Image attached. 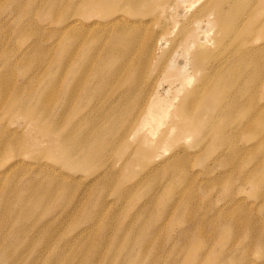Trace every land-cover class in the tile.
Masks as SVG:
<instances>
[{
    "label": "rangeland",
    "instance_id": "obj_1",
    "mask_svg": "<svg viewBox=\"0 0 264 264\" xmlns=\"http://www.w3.org/2000/svg\"><path fill=\"white\" fill-rule=\"evenodd\" d=\"M41 1L49 0H0V132L4 133L3 137L0 133V202L6 201L10 211L8 215L0 208V264H264V7L255 20L240 27L236 38L230 36L217 45L209 59L195 60L197 50L179 58L189 73L182 91H202L205 100L219 95L221 104L227 102L221 108L234 115V119L223 115L202 127L199 106L178 101L169 108L162 104L177 91L164 72L181 54L192 26L162 20L154 13L132 16L135 5L126 3L112 14L90 10L70 28L72 34L65 43L58 25L38 12L44 10ZM258 1L244 0L245 7ZM70 4L58 0L63 11ZM187 7L190 14L196 9ZM141 18L153 21L139 30L136 19ZM119 34L126 35V44L136 37L132 68L123 71L125 60L120 58L116 72L104 68L99 75L108 74V82L77 76L75 93L72 89V95L65 96L82 54L99 61L103 57L100 47ZM162 35L165 39L158 43ZM95 40L98 44L91 43ZM116 43L123 47L122 39ZM71 49L75 50L73 68L58 80L54 72L63 66L49 69V61L56 62ZM136 66L139 76L134 75ZM95 75L88 76L94 79ZM214 79L218 85L211 83ZM52 86L57 91L52 92L54 99ZM153 95L160 103L151 108ZM122 96L129 102H122ZM47 98L54 103L45 111ZM9 101L12 108H7ZM32 103L35 118L40 112L43 118L55 120V125L61 123L60 133L67 134V144L78 142L95 122L115 130L111 136L102 132L94 137L95 162L81 168L67 165L57 153H45L48 140L23 115ZM65 107L70 113L67 117L62 116ZM148 108L155 119L143 117ZM188 120L194 131L203 130L200 135L206 134L205 140L198 143L195 135L181 133L177 121L184 125ZM8 129L17 130V135ZM230 130L237 135L232 141L225 137ZM212 131L218 141L210 139ZM25 137L34 144L7 149ZM98 142L106 146L100 148ZM120 143L128 147L125 155H119ZM137 147L147 154L144 165L129 162ZM103 151L106 156L98 157ZM232 151L237 155L229 157ZM172 154L178 155L177 162L169 164ZM59 183L71 189L72 197L61 194ZM45 190L52 193L47 195ZM11 238V248L4 252ZM16 248L23 254L11 261Z\"/></svg>",
    "mask_w": 264,
    "mask_h": 264
},
{
    "label": "bare ground",
    "instance_id": "obj_2",
    "mask_svg": "<svg viewBox=\"0 0 264 264\" xmlns=\"http://www.w3.org/2000/svg\"><path fill=\"white\" fill-rule=\"evenodd\" d=\"M69 2L71 3L70 6L66 7V10H64V11L59 8L58 0H49L45 4H43V2L41 1L40 3H42L44 5L43 6L44 10L38 9V12H42L45 16L50 17L51 21H53V23L58 25V27L56 28L57 32L62 34V37H64V39H62V40L65 43L69 42V36H71V34H72V29H70V28L74 27V25H76L78 22L81 23L80 19L89 15L90 10L94 11V10L99 9L102 11L103 15H104V13L109 14L110 12L112 14L113 11L120 10L123 7V5L126 3H131V4L135 5V7L133 9L132 16H147L150 13L151 14L154 13V15H157V18L160 17L162 20H172V21H175L176 24L179 21H182L186 25L192 26L191 30H189L185 34V38H184L185 39V45L182 49L181 54H179L177 57H175L171 60V64L170 65L168 64V66H167L168 69L164 72V75H163L164 78L168 79V80L171 79L170 81L174 87L176 86L177 91H173L172 96L169 97L166 101H163L162 104L166 108H169L174 101H178L182 105L187 104V105H190L192 107L199 106L200 107L199 112H202V114H201L202 119L199 118L200 124L202 125V127H203V125H209L210 122L215 121L217 118H219L223 115L225 117H229V118L234 119V115H232L229 112H224V110L221 108L224 106V103L227 104V102L223 101L221 104V99H220L219 95H216L213 100H205V99H202V97L204 95V93L202 91L196 92V89H192V90L187 91V92L182 91V89L184 88V85H185L184 83L187 82V78H189L188 77L189 73L187 72V68H185L182 65V63H179L180 62L179 58L180 57L186 58V56H187L186 54L191 53L193 50H195V51L197 50V52L195 53V56H194L195 60H197V59L198 60L199 59H209L216 52L217 45L222 44V41L225 38H228L230 36H234L236 38L237 34L240 31V27L245 22L253 21L256 19V17H257L256 15L258 14L259 9L261 7H264V0L258 1L257 5H256V3L252 2L247 7H245L246 3H244V0H69ZM19 3L20 2H18V6H20ZM227 3H229L228 8L225 9L224 7ZM15 4H17V2ZM156 4H159V5H156ZM37 5L39 6V4H37ZM187 6H189V7L196 6V9L190 14V12H191L190 8H188ZM18 9H19V7H18ZM230 10H233L234 12L229 14L228 11H230ZM136 21H138L136 23V25H138V29L141 30L140 28H142L143 26L147 27L149 25L148 23L153 21V19H150L147 21L145 18H141V19H136ZM88 26H90V25H88ZM52 30L55 31V29H52ZM31 31H34V29L33 30L31 29ZM39 32H40V30H39ZM74 38H76V36H74ZM125 38H126V35H122V34L115 35L112 43H110L107 46L100 47V50H102V52H103V57L99 61L95 62V58H96L95 56L90 57L89 55H87L86 57H84V54H82L83 59L81 60L80 65L76 69H74L76 75L74 76L73 82L67 88L65 96L70 95L72 92V89L74 92V88L76 86V83L78 82V80H77L76 83H74L75 78L77 76L81 79H85L86 81L88 78V80L90 82H94V81L102 82L104 80H106L108 82L109 81V78L107 77L108 74H106V73H105L106 75L103 74V77H100L99 75H101L104 68L109 72H116L118 70V63L120 61V58H122V61L125 60L124 65L122 67V70L123 71H129L132 68V66L136 60V57H135L136 51H133V48H134V45L136 42V37L135 36L133 37V42L130 44H126ZM137 38H139V37H137ZM121 39L123 40V47L121 46L120 43H116V45H115V42L119 41ZM164 39L165 38L162 35L161 37H159L157 42L163 43ZM61 42L62 41H60V43ZM91 43L98 44V42L96 40L91 42ZM93 46H95V45H93ZM96 47H98V46H96ZM4 51H6V50H4ZM74 54H75V50L71 49V50L66 52V55L64 57L61 56V57L57 58L56 62H54L55 60L53 62L49 61V67H50L49 69L57 68V67L61 66V64L63 66L60 69L61 70L60 72H58V71L54 72L55 78H57L58 80H62L64 73L67 72L68 70H72L73 65L71 63V60H72V57ZM185 60H187V59H185ZM182 62H183V60H182ZM29 63H31V62H29ZM24 64H23V66H24ZM184 65H185V63H184ZM138 67L139 66L134 67V75L135 76L141 75V72L138 70ZM32 68H33V65H32ZM19 70H20V68H19ZM89 74H93V75L97 74V75L94 76L95 77L94 79H91L92 76H88ZM31 77L32 76H30V78ZM223 77H224L225 84H228L227 77L226 76H223ZM6 78H7V76H6ZM210 81H211V79H210ZM1 82H2V80L0 81V85H1ZM4 82L5 81H3V83ZM9 82H10V80H9ZM110 82L112 83V81H110ZM211 83L213 85H215L217 83V85H218V81L216 79L212 80ZM0 87H2V86H0ZM12 87H13V85H12ZM53 87L54 86H52V91H51L52 96L54 93L55 94L57 93V91L55 89H54L55 91L53 90ZM2 89H3V87H2ZM168 90H169V88L165 89V92ZM217 90H219V89H217ZM53 91H54V93H52ZM6 92L8 93V91H6ZM18 92H20V91H18ZM246 92H249V90ZM246 92L242 95V99L245 97ZM22 93H25V91L23 90ZM48 93L50 95V92H48ZM12 94H14V93H12ZM21 94H20V96H22ZM44 94L43 95L41 94V96H44ZM18 95H19V93L18 94L16 93V97ZM25 95L28 96L27 94H25ZM38 96L39 95H36V97H38ZM11 97H13V96L11 95ZM157 97L158 96H156V95L151 96V101H150V107L151 108L160 103V99ZM8 98H9V100L12 99L10 97H8ZM8 98H7V101H8ZM52 98L54 99V96ZM71 98H72V96H71ZM15 99H17V98H15ZM20 99H22V98H20ZM40 99H41V97H40ZM47 99H44V100H47ZM12 100L14 101V98ZM39 100H37V101L39 102ZM66 100H68V102H69L71 99L69 100L68 98H66L64 101H66ZM122 100H123L122 102H126V103L129 102L128 100H126V96H122ZM203 100H205V101L202 102ZM255 100L257 101L256 97L253 96V98L251 99V102L255 103ZM4 101H5V99H4ZM4 101H3V103H4ZM9 102H10V103H8L9 106H7V108H12L13 102H11V101H9ZM22 102H23V100H22ZM25 102H26V100H25ZM44 102H46L45 104L47 105L45 108V111H47V108L49 110V108L51 107V104L54 103L52 101V99H51V101L49 100V101H44ZM18 103H20V101H18ZM6 104H7V102H6ZM6 104L3 105V106H5L4 110L6 108ZM19 105H21V104H19ZM24 108H25V106H24ZM32 108L35 110L33 103L29 104V107L27 108L26 111H24L23 115L30 118L29 119V121L31 120L30 123L33 124L35 127H37V128H34L35 132L36 133L39 132L38 135H40L41 137H44L48 140L49 144H48V147H47L45 153H48V152L57 153V158L62 163L67 164V165L76 166V167L81 168V167L89 165L90 162H95L97 157L94 156L95 152H93L94 151V148H93L94 137L97 134H101L102 132L108 136H111L112 132L115 130L112 128L104 129L101 126V124H99L98 122H95V124H93V126H91L92 130H90V131L86 132L84 135H82L81 139L78 142H76L74 144H67V140H68V138H66L67 134L61 135V133H60V132H62V126L59 125L61 123H59L58 125L56 123V125H57L56 126L54 124L55 120H53V119L51 120L47 117L43 118L42 117L43 114H40V112H36V118H35V115L33 114ZM151 108L150 109L148 108L144 112L143 117L145 119H150V120L155 119V113L153 110H151ZM183 108L191 110L188 107H183ZM21 109L23 110V108H21ZM13 110H15V109H13ZM40 110H42V109H40ZM40 110H38V111H40ZM4 112L6 113V111H4ZM42 112H44V109L42 110ZM11 113H12V111H11ZM57 113H56V115L60 116V114H57ZM93 113L94 114L96 113L94 111V109H93ZM44 114H46V113L44 112ZM68 114H70V113L67 111V109L65 107L64 111H62V116L67 117ZM245 114L249 115L250 113H245ZM255 114L257 116H261L262 112H257ZM106 115H109V114H105L104 116H106ZM143 117H142V119H143ZM54 118L56 119L57 116H54ZM59 118H57V119H59ZM38 119L41 121V123H36V121ZM250 120H252V119H250ZM223 122L225 123V121H223ZM96 124H98V125H96ZM142 124H143V121H142ZM177 124H178V128L182 129L181 133L195 135L196 138L198 139L197 140L198 143L201 139L205 140L207 137L206 134L200 135L203 130L200 133L194 131L192 129V126H191L189 120L186 121L184 123V125H182L179 121H177ZM217 125H218V122L215 124V126H217ZM6 129L4 131L5 133H7ZM15 131L17 132V130L14 129L13 133H15ZM9 132H10V130H9ZM2 133H1V136H2ZM13 133L10 132V134H13ZM15 135H17V134L15 133ZM1 136H0V138L3 137V136L2 137ZM236 136H237L236 132L230 130V131H228V134L225 137L228 139V141H232V139H234ZM6 137H9V136L7 135ZM209 137H210V139L213 138L215 141L219 140V138H216L214 136L213 131H212V135H210ZM11 138H9V139H11ZM14 140H15V138H14ZM88 140H90V141H88ZM5 141H8V140H5ZM13 141L11 140V142H13ZM8 142H10V141H8ZM105 143L106 142H98L97 145L100 148H104L106 146ZM110 143L111 142H108V144H110ZM2 144H5V143H2ZM33 144H34V142L30 141L29 138L25 137V139L22 138V140L17 141L16 144L15 143L14 144L13 143L8 144V146L9 145L10 146L7 149L11 150V151L21 150L25 145L31 146ZM5 145H3L2 147H4ZM112 147L114 148V143H112ZM141 148L142 147L136 148V149H138V151L133 154V157L129 158V162L134 164L133 162L142 163L146 160L147 154ZM205 148L208 149V147H205ZM127 149H128V147L126 146V144L120 143V147L118 150L119 155L120 154L125 155L127 152ZM2 151H4V148ZM104 153L105 152L103 151L101 154L98 155V157L103 158V156H106V154L104 155ZM236 155H237V152L234 154V152L232 151L230 153L229 157L236 156ZM177 157H178V155L172 154V156L168 157L167 163H169V164L176 163ZM145 163L146 162H144L143 165ZM110 174H108V175H110ZM113 176H114V174H113ZM110 178L111 177H108L107 179H110ZM60 185H61L60 186L61 194L63 196H66V197H72L71 189L70 190L69 189H63V187H66V185H63V184H60ZM257 186H258V191H261V189H262L261 179L257 183ZM51 193H52V190L46 191L47 195H50ZM257 193H259V192H257ZM123 194L124 193H122L121 196ZM0 208L2 210H4L5 212L7 211L8 215H10V213H9L10 211H8L9 209H8V205H7L6 201L0 202ZM165 212H164V214H165ZM162 216H163V211L158 213L157 219H160ZM16 221H17V219H16ZM10 237H11V235H10ZM11 243H12V238L10 241H8V239H7V243L5 244L4 252H8L10 250ZM17 250H18V248H16V251L13 250V252H11V254H10V257L12 259L11 261L15 260L16 258L18 259V257L21 254H23L21 250H20V252H17Z\"/></svg>",
    "mask_w": 264,
    "mask_h": 264
}]
</instances>
